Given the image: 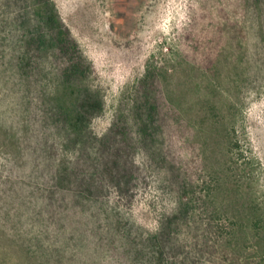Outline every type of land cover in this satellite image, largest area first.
<instances>
[{
  "label": "rangeland",
  "instance_id": "obj_1",
  "mask_svg": "<svg viewBox=\"0 0 264 264\" xmlns=\"http://www.w3.org/2000/svg\"><path fill=\"white\" fill-rule=\"evenodd\" d=\"M52 1L105 103L90 127L95 139L124 115L139 140L135 111L151 66L160 75L152 95L161 125L155 145L136 152L138 185L123 198L104 181L97 147L82 152L66 147L62 132L41 130L61 86L55 54L29 71L34 0H0V264H150L149 239L182 195L198 210L180 229L197 264H264V0ZM47 133L57 144L52 168L82 179L60 188L74 209L56 218L52 177L41 173L47 159L37 153ZM86 179L106 190L81 197ZM202 192L216 194L201 202ZM217 223L225 237H215Z\"/></svg>",
  "mask_w": 264,
  "mask_h": 264
},
{
  "label": "trees",
  "instance_id": "obj_2",
  "mask_svg": "<svg viewBox=\"0 0 264 264\" xmlns=\"http://www.w3.org/2000/svg\"><path fill=\"white\" fill-rule=\"evenodd\" d=\"M33 13L32 29L28 31L26 41L28 70L39 69L41 61L53 51L61 85L57 90L59 94L54 98V102L47 104L43 109L41 117L43 120L40 122L41 130L42 128H52L53 132H62L67 139L66 147L74 146L82 152H86L91 146L97 147L101 155V175L103 174L104 181L117 189L123 198L130 200L133 196V189L138 185V174H140V167L136 163V152L140 146L148 148V144L155 145L161 125L160 107L152 95L160 81L158 69L155 66L148 68L144 79L145 95L136 106L139 140L134 141L130 137L131 128L124 115L119 117L120 119L115 123L113 131L109 135L97 140L90 131V127L93 120L104 113L105 103L101 95L88 83L93 71L92 65L89 64L80 43L52 0H34ZM34 116L33 121L36 124L40 115L37 113ZM63 134L62 136H64ZM51 140V134L47 133L45 139H41L40 145L42 144V146H38L37 153L41 154L45 160L47 159L41 173L46 178L52 177L53 183L51 184L53 185L50 187L52 191H50L48 210L51 212V216L56 218L57 212L67 213L74 209L73 205L68 204L67 194H63L60 188L64 189L67 183L72 184L80 177L77 174L73 181L70 173L63 174L60 169L52 168L51 163L54 162L53 156L57 153V144ZM154 157L158 158L157 162L167 161V157L164 155L157 157L155 154ZM97 182L93 179L83 181L78 189L81 197H95L96 194L106 190V183L99 182L97 185ZM182 189L185 194H191L188 184H184ZM64 192H67L66 189ZM213 193L216 194V192L208 194L206 192L207 195H204L202 192L200 201L209 199L210 194ZM182 197L178 211L167 215L162 220L159 232L149 239V250L145 249V253L149 255L150 264H197L195 262L197 256L188 250V246L181 240L180 229L183 222H188L198 215V210L195 208L194 200L184 201V195ZM75 206L83 207L78 198L75 200ZM259 208V204L258 206L251 205V209L255 213L260 210ZM217 214L216 210H211L208 216L216 221ZM219 219L221 218L219 217ZM253 219L250 216V222H253ZM213 221L209 223L211 228L215 225ZM255 224L258 227L261 226L259 218L256 219ZM217 226L221 230L214 233L215 237L220 235L225 237V229L221 228L222 225L218 223Z\"/></svg>",
  "mask_w": 264,
  "mask_h": 264
}]
</instances>
